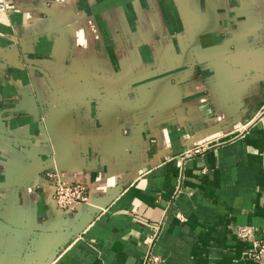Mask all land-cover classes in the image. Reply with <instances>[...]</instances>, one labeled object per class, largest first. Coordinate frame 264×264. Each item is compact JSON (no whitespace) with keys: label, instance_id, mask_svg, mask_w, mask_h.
Instances as JSON below:
<instances>
[{"label":"crops","instance_id":"crops-1","mask_svg":"<svg viewBox=\"0 0 264 264\" xmlns=\"http://www.w3.org/2000/svg\"><path fill=\"white\" fill-rule=\"evenodd\" d=\"M7 1L0 229L38 264H257L264 0Z\"/></svg>","mask_w":264,"mask_h":264},{"label":"built area","instance_id":"built-area-1","mask_svg":"<svg viewBox=\"0 0 264 264\" xmlns=\"http://www.w3.org/2000/svg\"><path fill=\"white\" fill-rule=\"evenodd\" d=\"M8 8V1L0 0V13L7 12ZM257 123L264 125V101L259 107L256 115L247 124H244L243 126L240 125L236 131L239 133V136L243 135L250 126H253ZM203 149L204 147L201 149L198 147L193 151V153H200ZM193 153L190 152V154ZM50 177L53 178V176ZM56 201L57 205L63 208L66 212H71L74 209H77L80 203L87 201L85 185L82 182L64 181L58 179L56 181ZM182 219L185 220L184 218ZM236 234L240 239L251 243V248L247 252V257L255 261L257 264H264V225L260 230L259 237L255 235V231L252 227L247 226L237 227ZM1 261L3 264L5 263L3 258ZM158 261L159 258L152 257L147 259L144 264H150V262L157 263ZM32 263L38 264L36 262Z\"/></svg>","mask_w":264,"mask_h":264},{"label":"rangeland","instance_id":"rangeland-1","mask_svg":"<svg viewBox=\"0 0 264 264\" xmlns=\"http://www.w3.org/2000/svg\"><path fill=\"white\" fill-rule=\"evenodd\" d=\"M30 247L31 244H21L12 232L0 229V261L3 258L4 264H33Z\"/></svg>","mask_w":264,"mask_h":264},{"label":"water","instance_id":"water-1","mask_svg":"<svg viewBox=\"0 0 264 264\" xmlns=\"http://www.w3.org/2000/svg\"><path fill=\"white\" fill-rule=\"evenodd\" d=\"M34 176H35V174L33 172H31V173H28L26 175H23L22 177H20V176L17 177L15 182L16 183H19V182L23 183V181H26V179H28L27 177H30V180H32ZM45 263H46V260L43 261L41 264H45Z\"/></svg>","mask_w":264,"mask_h":264}]
</instances>
